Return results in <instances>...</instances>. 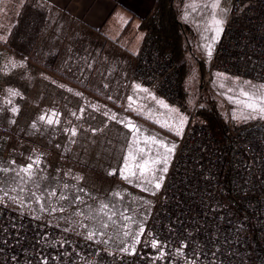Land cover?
Instances as JSON below:
<instances>
[{"label":"rangeland","instance_id":"obj_1","mask_svg":"<svg viewBox=\"0 0 264 264\" xmlns=\"http://www.w3.org/2000/svg\"><path fill=\"white\" fill-rule=\"evenodd\" d=\"M231 1L174 0L179 21L189 27L187 33L194 58L202 61L206 70ZM6 41L8 44L0 39V167L10 171L0 173V188H6L9 196H18L23 203L18 200L14 204L8 199L4 202L22 212L48 215L51 222L63 230L85 236L89 230H96L98 234L94 239L108 251H121L134 244L139 228L149 215L152 196L157 190L154 184L164 175L162 169L172 157L188 110L197 105L202 86L204 96L209 92L217 108L234 121L264 119L244 106V97L240 94L243 89L264 96V84L259 82L213 71L204 84L200 71L195 69L192 76L184 77L185 97L178 102L159 95L150 106L145 97L144 102L139 103L126 98L122 101L116 96L117 104L114 99L109 102L107 90L104 94L98 91L92 94L55 73H47L40 66H18V50L11 44L12 40ZM57 67L96 88L94 75L83 69L84 66ZM9 90L16 94L12 95ZM12 108H17L18 113L13 114ZM52 112L58 114L53 119L58 118L59 124L40 121L41 115L47 117ZM97 115L107 119L99 121ZM129 124L134 128L130 130ZM72 128L77 130L76 136L71 135ZM173 145L174 150L169 153L167 149ZM130 154L135 159H130L129 164L142 163L145 159L161 161L152 165L154 176L150 177V184L121 178L119 170L124 157ZM37 156L41 164L35 166L32 179L20 192L16 188L19 179L15 170L30 163V157ZM165 157L166 164L163 163ZM113 169L116 174L109 175ZM51 191L56 195H48ZM30 192L42 195V202L37 203ZM114 193H119V197ZM61 194L68 199H59ZM77 196L85 203H77ZM103 204L116 213L111 221L101 209ZM52 207L57 208L55 213L50 211ZM61 207L65 211H59ZM78 210L83 215H75ZM121 213L131 220H125ZM105 223L109 226L101 227ZM101 232L103 235L99 234Z\"/></svg>","mask_w":264,"mask_h":264},{"label":"built area","instance_id":"obj_2","mask_svg":"<svg viewBox=\"0 0 264 264\" xmlns=\"http://www.w3.org/2000/svg\"><path fill=\"white\" fill-rule=\"evenodd\" d=\"M207 68L204 84L213 71L264 84V0L231 1ZM133 76L169 101L182 98L179 67L149 32ZM160 184L134 255L3 201L0 264H264V119L227 117L212 131L193 105Z\"/></svg>","mask_w":264,"mask_h":264},{"label":"crops","instance_id":"obj_3","mask_svg":"<svg viewBox=\"0 0 264 264\" xmlns=\"http://www.w3.org/2000/svg\"><path fill=\"white\" fill-rule=\"evenodd\" d=\"M153 3L154 0H0V39L6 44V40L13 39L18 44V66L41 67L45 62L62 67L84 66L94 75L96 88H91L102 94L107 90L109 102H115L118 96L122 101L126 98L141 103L145 97L152 106L159 94L135 80L132 68L145 34L141 19ZM184 127L185 124L181 132Z\"/></svg>","mask_w":264,"mask_h":264},{"label":"trees","instance_id":"obj_4","mask_svg":"<svg viewBox=\"0 0 264 264\" xmlns=\"http://www.w3.org/2000/svg\"><path fill=\"white\" fill-rule=\"evenodd\" d=\"M140 27L145 32H149L162 49L171 52L180 70L182 98H184V77L192 76L194 73L193 70L197 69L203 78L206 65L199 59L194 58V53L190 49L189 35L187 33L189 27L179 21L174 0H154L148 14L141 19ZM11 44L18 50V44L13 39ZM41 67L51 73L57 74L76 86L88 90L92 94H96L95 90L86 83L78 81L68 72L58 70V67L53 64L47 65L45 62L42 63ZM204 91L205 89L197 100V116L210 130L216 131L225 122L227 116L223 110L217 108L215 100L208 91V96H204Z\"/></svg>","mask_w":264,"mask_h":264},{"label":"snow or ice","instance_id":"obj_5","mask_svg":"<svg viewBox=\"0 0 264 264\" xmlns=\"http://www.w3.org/2000/svg\"><path fill=\"white\" fill-rule=\"evenodd\" d=\"M219 23V22H217ZM209 55H211V51H209ZM247 83V82H246ZM11 92L12 95H15V91L13 90H9ZM241 96L244 97V100L242 101V103L244 104V106L252 113H259L261 115L262 118H264V96H257L255 93L253 92H249V91H245L243 89H241V92H240ZM10 103V101H9ZM18 109L17 108H12L11 109V112L13 114H17L18 113ZM83 111V110H81ZM73 115H76L75 113H73ZM53 117H58V114L55 113V112H52V114L50 116H45V115H41L39 117L40 121L42 122H46L48 125H52V124H59L60 121L59 119H53ZM255 118V117H253ZM12 123H14L15 121H10ZM33 127H35V124H33ZM128 127L130 128V130L132 128H134L133 125L129 124ZM65 131H69L68 129H65ZM71 135L72 136H76L77 134V130L75 128H72L71 130ZM93 131L95 132L96 130L93 129ZM179 134V133H178ZM147 143V141H145ZM174 145L172 146V148H168L167 151L169 153H171L173 150H174ZM141 152L144 151V149H140ZM31 160L30 163H28L27 165L25 166H21L19 167L18 170H15V175L16 177L19 179V184H17L16 188H19V191L20 192H23L24 191V188H23V185L27 184L28 181H30L33 177V174H34V170H35V166H39L41 164V160H40V157L37 156L35 159H32L31 157L29 158ZM130 159H135L134 156H132L131 154L129 156H125L124 157V164L121 166L120 170H119V174L121 176L122 179L126 180V181H129L131 182L132 180H137V181H141V182H145V183H151V178L150 177H153L154 176V169L152 167V165H155V164H159L161 163L160 160H150V159H145L142 163H136V164H129V160ZM13 164L15 163L14 161L12 162ZM163 163H167V157L164 158L163 160ZM10 171V169H7V168H3V167H0V173H8ZM163 172H167V167H164L162 169ZM116 174V170L113 169L109 175H115ZM162 179V178H161ZM39 186L37 185V188ZM65 187H67V185H65ZM154 187L156 189H159L161 187V184L159 181H157L155 184H154ZM16 188H13L12 190L15 191ZM81 192H83L84 190L83 189H80ZM0 193H3V195H0V203H3V201L5 199H8L10 202L12 203H17L18 200L20 203H23L22 200H20V198L18 196H9L8 195V191L6 188H0ZM48 195L50 196H55L56 195V192L55 191H51L50 193H48ZM114 195L118 196L119 197V193H114ZM30 197L34 198L36 200L37 203H41L42 202V195H37L36 192H30ZM59 199L61 200H67L68 197L61 194ZM75 201L77 203H80V204H83L85 203L84 200L77 196L75 198ZM101 209L103 211V213L105 215H107V218L109 221L112 220V217L114 215H116V213L114 211H112L110 208H109V205L107 204H103L101 206ZM50 211L52 213H55L57 211V208L55 207H52L50 209ZM59 211L63 212L65 211V209L63 207H61L59 209ZM75 215L77 216H80V215H83L82 212H80L79 210L76 211ZM121 215L123 216V218L125 220H128L130 221L131 220V217L124 214V213H121ZM109 225L107 223L105 224H102L101 227L103 228H107ZM125 227H127V225H125ZM68 229H65V231H67ZM144 233V229L141 227L139 228L138 230V233L136 234V238L134 240V244L131 246V248H124V249H121V251L129 254V255H134L135 254V243H139V235H142ZM97 231L96 230H89L87 232V235L84 237L85 239L89 240V241H93L94 238L96 237L97 235ZM100 235H103V233H99ZM129 233L128 232H125V235H128ZM151 247L156 249V248H161V252H160V256L159 258H163V256L165 255V253L163 252L162 250V246H161V243L160 241L158 240H153L151 242ZM177 254L179 255H183V252H182V249H177ZM213 255H215V253H213ZM55 259V257L53 258ZM39 264H48V258L47 257H42ZM187 264H196V260H190V261H187Z\"/></svg>","mask_w":264,"mask_h":264}]
</instances>
